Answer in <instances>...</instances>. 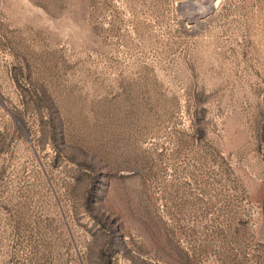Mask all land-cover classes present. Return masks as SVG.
<instances>
[{
  "label": "rangeland",
  "instance_id": "obj_1",
  "mask_svg": "<svg viewBox=\"0 0 264 264\" xmlns=\"http://www.w3.org/2000/svg\"><path fill=\"white\" fill-rule=\"evenodd\" d=\"M0 264H264V0H0Z\"/></svg>",
  "mask_w": 264,
  "mask_h": 264
}]
</instances>
